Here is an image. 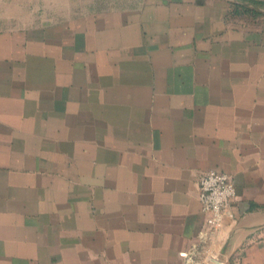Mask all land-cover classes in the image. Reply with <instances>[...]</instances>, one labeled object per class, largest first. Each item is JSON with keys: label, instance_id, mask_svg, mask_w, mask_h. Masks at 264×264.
I'll return each mask as SVG.
<instances>
[{"label": "crops", "instance_id": "1", "mask_svg": "<svg viewBox=\"0 0 264 264\" xmlns=\"http://www.w3.org/2000/svg\"><path fill=\"white\" fill-rule=\"evenodd\" d=\"M24 2L0 0V264H264V0ZM209 169L236 191L216 230Z\"/></svg>", "mask_w": 264, "mask_h": 264}, {"label": "built area", "instance_id": "2", "mask_svg": "<svg viewBox=\"0 0 264 264\" xmlns=\"http://www.w3.org/2000/svg\"><path fill=\"white\" fill-rule=\"evenodd\" d=\"M198 200L201 209L207 213L206 224L210 230L218 229L229 212L230 201L236 191L231 176L222 170L209 169L201 173L197 181ZM214 248L209 245L204 252V264H213ZM182 255L189 259L184 251Z\"/></svg>", "mask_w": 264, "mask_h": 264}, {"label": "rangeland", "instance_id": "3", "mask_svg": "<svg viewBox=\"0 0 264 264\" xmlns=\"http://www.w3.org/2000/svg\"><path fill=\"white\" fill-rule=\"evenodd\" d=\"M104 0H26L25 10L33 12L27 18L38 19L39 24L51 19H62L65 14L75 12V15L84 13L85 10L94 11L100 8ZM36 14V15H35ZM209 246V245H208ZM204 260V256H203Z\"/></svg>", "mask_w": 264, "mask_h": 264}, {"label": "water", "instance_id": "4", "mask_svg": "<svg viewBox=\"0 0 264 264\" xmlns=\"http://www.w3.org/2000/svg\"><path fill=\"white\" fill-rule=\"evenodd\" d=\"M211 261H212L213 264H223V263H221V262L219 261V259H218L217 257H213V258L211 259Z\"/></svg>", "mask_w": 264, "mask_h": 264}]
</instances>
